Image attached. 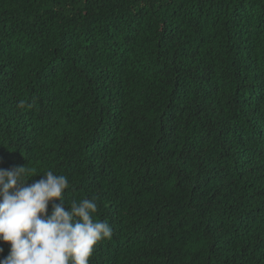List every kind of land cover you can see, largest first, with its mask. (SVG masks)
I'll use <instances>...</instances> for the list:
<instances>
[{"label":"trees","instance_id":"trees-1","mask_svg":"<svg viewBox=\"0 0 264 264\" xmlns=\"http://www.w3.org/2000/svg\"><path fill=\"white\" fill-rule=\"evenodd\" d=\"M0 264H264V0H0Z\"/></svg>","mask_w":264,"mask_h":264}]
</instances>
